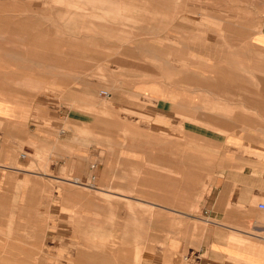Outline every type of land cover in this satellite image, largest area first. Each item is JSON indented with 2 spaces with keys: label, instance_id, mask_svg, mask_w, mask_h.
<instances>
[{
  "label": "crops",
  "instance_id": "obj_1",
  "mask_svg": "<svg viewBox=\"0 0 264 264\" xmlns=\"http://www.w3.org/2000/svg\"><path fill=\"white\" fill-rule=\"evenodd\" d=\"M118 6L115 2L116 11ZM12 9L3 11L17 12ZM34 22L12 17L0 22L6 36L0 41V264H264V210L259 208L264 205V67L257 91L230 57L228 70L209 65L213 75L225 78L209 86L204 63L181 66L182 85L196 83L198 94H228V107L234 109L228 119L208 116L201 107L192 115L183 99L185 90L195 92L192 87L180 96L170 89L163 98L162 90L149 87L147 94L110 98L119 114L146 111L143 117L157 131L178 127L221 145V163L171 185L159 196L164 201L149 202L141 198V173L150 171L135 158L140 151L110 148L107 126L83 110L93 106L91 90L83 89L91 85L78 84L71 69L68 85H62L60 46L34 36ZM240 41L244 52L238 59L264 66V18ZM20 45L31 51L23 54ZM124 115L122 123L136 124ZM160 164L152 172L168 168ZM131 173L130 180L125 174ZM125 202L134 209L168 203L182 208L171 209L172 226L168 218L163 226H146L140 214L125 213ZM141 237L154 241L142 243Z\"/></svg>",
  "mask_w": 264,
  "mask_h": 264
},
{
  "label": "rangeland",
  "instance_id": "obj_2",
  "mask_svg": "<svg viewBox=\"0 0 264 264\" xmlns=\"http://www.w3.org/2000/svg\"><path fill=\"white\" fill-rule=\"evenodd\" d=\"M115 2L119 5L118 11ZM10 6L17 12L3 11L12 9ZM11 17L14 20L30 18L35 21L31 26L34 36L44 35L59 44L62 85H68L69 69L76 72L78 84L91 85L83 89L91 90L93 106L83 110L94 113L98 123H104L103 128L107 126L109 139L106 141L110 148L140 151V156L135 158L146 165L144 170L150 171L141 173V198L149 202L164 201L160 197L165 189L179 185L189 176H202L204 173L200 171L221 163L218 156L221 145L199 140L178 127L174 130L168 128L166 132L157 131L149 125L148 118L143 117L147 116L146 111L136 112L141 113L140 116L132 112L119 114L110 104V98L122 92L142 90L147 94L145 90L149 87L162 90L158 94L165 98L163 91L171 89L180 96L181 90L193 88L194 93L185 90L183 97L192 115L196 116L197 108L201 107V112L208 116L215 114L228 119L234 111L228 107V94H198L196 83H188L190 87L182 85L185 83L181 81V66L204 63L207 69L214 64L213 67L228 70L232 62L239 76L247 78L251 89L258 91L260 87L257 74L264 67L263 62L238 59L244 52L238 44L241 37L255 32L263 20L264 0H0V22ZM4 32V28H0V41L6 37ZM18 47L23 54L31 51V46ZM235 53H238L237 59ZM229 57L233 58L231 62ZM207 69L205 85L218 84L225 79ZM240 84L242 81L237 85ZM134 100H139L141 105L144 101L138 96ZM237 112L245 111L238 109ZM124 114L136 124L122 123ZM138 117L140 121H136ZM94 138L99 142L100 137ZM151 160L168 164V168H157L165 173L152 172L151 168L155 169L158 164ZM181 169L186 171L181 173ZM133 175L125 174L130 180ZM165 175L167 179L163 177ZM156 176L161 179H154ZM166 184L167 188L164 187ZM149 195L158 197L149 199ZM163 207H168V213L161 211ZM181 208L168 203V206L141 205L134 209L126 202L124 204L128 216L135 212L140 214L142 225L151 223L157 227L163 226L166 218L169 226L175 224L176 216L171 209ZM150 241L154 240L141 237L142 243ZM142 248L149 247L142 244Z\"/></svg>",
  "mask_w": 264,
  "mask_h": 264
},
{
  "label": "built area",
  "instance_id": "obj_3",
  "mask_svg": "<svg viewBox=\"0 0 264 264\" xmlns=\"http://www.w3.org/2000/svg\"><path fill=\"white\" fill-rule=\"evenodd\" d=\"M101 94L106 95V93L102 92ZM259 208L264 210V205H260Z\"/></svg>",
  "mask_w": 264,
  "mask_h": 264
}]
</instances>
